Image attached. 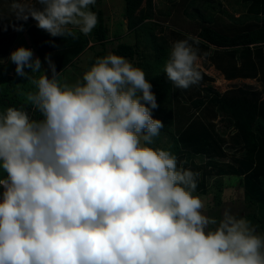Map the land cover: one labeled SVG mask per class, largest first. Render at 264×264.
Returning a JSON list of instances; mask_svg holds the SVG:
<instances>
[{
    "label": "clouds",
    "instance_id": "obj_1",
    "mask_svg": "<svg viewBox=\"0 0 264 264\" xmlns=\"http://www.w3.org/2000/svg\"><path fill=\"white\" fill-rule=\"evenodd\" d=\"M95 4L12 0L10 11L77 39L97 26ZM196 43H171L163 71L176 88L201 79ZM51 57L43 70L29 48L9 57L32 86L17 84V95L42 118L0 111V264H264V236L230 210L219 221L203 214L199 173L150 147L164 124L141 68L108 53L69 85Z\"/></svg>",
    "mask_w": 264,
    "mask_h": 264
},
{
    "label": "trees",
    "instance_id": "obj_2",
    "mask_svg": "<svg viewBox=\"0 0 264 264\" xmlns=\"http://www.w3.org/2000/svg\"><path fill=\"white\" fill-rule=\"evenodd\" d=\"M100 0H96L95 6H89L92 11L97 14L98 23L93 29L92 33L85 36L80 34L77 30L78 38L76 48H65V51H60L58 63L56 64V71L60 72L64 67L68 66L78 52L84 46H88L90 42L99 44L103 50L98 51L94 57L89 60L84 72L87 71L95 62L96 58L103 57L106 54L107 46L110 44L109 34L110 29L106 22L105 13L102 9L96 8ZM125 10L123 16L128 21V28L134 31L136 36L140 32H145L148 43H150L155 50L154 54H144L140 51L138 44L133 45L127 42H119L113 53L123 56L129 60L137 59L136 66L141 68L145 74L146 79L152 85V92L156 95L158 105L157 113L152 114L154 119H159L164 124L160 130L159 136L154 138L155 141H160V135H168L172 139V149L175 156H186L185 166L193 165V158L196 156H207L208 164L216 165L219 168V175H237L240 177V185L243 188V195L246 196L244 200L247 204L248 214L244 217L256 229L257 234L264 236V101L258 102L255 98H247L246 95L240 97L234 95L228 98L219 99L220 94L213 86L208 85L201 88L191 101L192 109L188 108L185 99L180 97V91L167 79L163 71L165 61L168 58L170 44L165 38H160L155 35L154 30L159 26L157 22H151L155 18L154 2L153 0H124ZM184 3V14L194 22H197L198 28L195 29L194 34L199 39L195 47L199 50L198 56L208 57L213 63H216L222 71H225L228 78L234 77L239 73L245 78H254L259 73L264 78V0H238L237 3L241 5L242 11L246 12L240 15L239 18L229 16L230 21L226 22L219 13L228 15V13L220 8L221 2L216 0H182ZM198 1L204 4L195 6ZM145 6L143 7V3ZM195 8V9H194ZM243 12V13H244ZM5 15L0 13L1 18ZM15 22L16 27L22 25L23 29L28 28L34 19L29 18L25 21H17L13 15L10 16ZM6 22V20H5ZM149 22V23H148ZM1 28V27H0ZM39 32H34L28 36L35 41L39 47L38 56H42L40 44L48 49L56 48L57 41L55 39H46L48 33L37 28ZM0 29V33H1ZM14 32V33H13ZM21 34L23 31H20ZM19 31L13 30L9 33L8 49H3L4 42L0 39V62L3 57L9 52L13 45V39ZM31 35V36H30ZM33 35H36L35 39ZM49 35V34H48ZM194 37V35H191ZM1 38V37H0ZM73 39L71 37H66ZM187 38L185 36L183 39ZM161 40V41H159ZM72 41V40H71ZM75 41V40H73ZM50 42H54V45ZM62 42V41H61ZM81 43V45H79ZM94 45L91 46V48ZM211 46L222 48L224 52H212ZM96 47H94L95 49ZM241 52V53H239ZM75 56V57H74ZM242 62V65L238 61ZM260 64V68L258 67ZM0 68L5 70L3 65ZM233 69V72H232ZM4 72V71H2ZM49 76L51 73H48ZM15 73L13 75H4L5 81L3 82L8 86L10 91L17 89V84L25 90L31 85L25 79L22 82L18 80ZM32 88V86H31ZM182 90V89H180ZM4 94L0 97V111L8 107H16L27 111L32 118L41 119L42 116L38 110L31 104L24 106L21 101L17 99H10ZM191 98V97H189ZM186 108L184 117L181 120L177 119L178 113L182 112L181 108ZM216 106V110H214ZM202 116H200V113ZM218 112V114L216 113ZM225 112L230 114L225 115ZM192 113L194 114L192 116ZM218 116H224L223 121L233 124L237 128V137L234 138L237 151L241 157L238 159V166L232 165H218L215 157L223 156L224 152L217 140L212 137V131H215L214 124L210 122L209 118L215 119ZM198 123L201 127V132H195V124ZM211 126V127H210ZM186 129L185 133L177 135L174 131ZM182 132V131H181ZM222 141L224 139L222 138ZM153 142V143H154ZM150 145V147H152ZM153 148V147H152ZM220 166V167H219ZM219 192L222 184L219 182ZM203 187V184H202ZM198 188V184H197ZM197 188L195 192H197ZM219 204V203H218ZM255 209V210H254Z\"/></svg>",
    "mask_w": 264,
    "mask_h": 264
},
{
    "label": "rangeland",
    "instance_id": "obj_3",
    "mask_svg": "<svg viewBox=\"0 0 264 264\" xmlns=\"http://www.w3.org/2000/svg\"><path fill=\"white\" fill-rule=\"evenodd\" d=\"M220 1L221 5L220 8L225 10L228 15L219 13L224 18L226 22H229V16H233L235 18H239L240 15L246 14V12L242 11L241 5L237 3L238 0H216ZM12 0H0V13H3L5 16L1 18L0 21V39H3L4 47L3 49L7 51L8 44H9V33L14 30L12 27L15 22L11 19V11H10V3ZM154 2V12H155V18L151 22H157L159 24L158 27L155 28L154 33L160 38H165L168 40V43L171 46V43L176 40H181L185 36L188 35H194L196 38L197 36L194 34L195 29L198 28L197 22H194V20H191L189 17H187L183 10L184 6L182 4L184 3L182 0H153ZM32 3H35V0H32ZM195 6H199L204 4L201 1H198L195 3ZM199 4V5H198ZM145 6V2L143 3V7ZM96 8L102 9L105 13L106 22L108 23L110 34V44L107 46L106 54L113 53V48L119 44V42H127L133 45L138 44L140 46V51H144V54H147L150 56V54H154L155 50L153 49L152 45L148 43L147 37L145 36V32H140L138 36H136V33L134 31H130L128 28V21L123 16L124 10H125V1L124 0H100L97 4ZM195 9V8H194ZM244 12V13H243ZM31 18V17H29ZM6 20V22H5ZM149 23V22H148ZM31 25L26 27L25 29L21 30L23 31L22 34L19 31V37L17 35L13 39V45L9 52L5 55L6 57H3V67L5 70H2L0 68V97L6 94L8 98L10 99H17V101H21L24 106H26L28 103L25 102L24 98L17 95V89L10 91L8 89L9 87L6 86L3 82L5 81V78H3L4 75L11 76L14 74V66L15 64L12 63L9 59L10 53L14 50H16L18 47H25L29 48L33 51L34 57H38L41 60L42 63V70L48 68V64L45 61V55L48 53L52 54V60L55 63V65L58 63V58L60 56V51L56 52L57 49L62 51H65V48H68L71 50V48H76L78 46V43L76 42V39H68L62 38V37H51L50 35H45L46 39L53 38L57 41L56 48H46L40 44L43 50L42 56L39 57L38 51L39 47L33 41L29 36L28 32L30 34H34L33 31L39 32L37 30V22L34 20L30 23ZM6 29V30H5ZM17 32V31H16ZM14 33V32H13ZM31 36V35H30ZM33 37L36 39L37 36L33 35ZM72 40V41H71ZM75 40V41H73ZM199 41V39H197ZM62 41V42H61ZM161 41V40H159ZM81 45V43L79 44ZM94 45L92 48L91 46ZM195 46V45H194ZM94 47H96L94 49ZM212 52L220 53L224 52L222 48H217L215 46H211ZM103 50L99 44H95L94 42H90L88 46H83L80 52H78V56L74 58V60L68 64V66L64 67L63 70L60 71L59 79L62 82H66L69 85L76 83L77 80L82 79L84 69L86 68L89 60H91L94 55L100 51ZM4 52V51H0ZM66 52V51H65ZM241 53V52H239ZM60 59V58H59ZM129 60V59H128ZM134 66H136V63L138 62L137 59L135 60H129ZM238 63L242 65V62L239 60ZM259 70L261 71V66L258 64ZM57 67V65H56ZM58 68V67H57ZM197 68L199 72L201 73V79L197 84H194L190 86L188 89H182L180 91V97L185 99L188 103H185L188 108L192 109L191 101L194 99L195 94L203 87H206L208 85L213 86V88L219 92L220 94L219 99L228 98L234 95H239L240 97H243L246 95L248 98H257L258 102L264 101V78L262 73L258 74L254 78H245L240 73L235 75L232 78H228L225 71H222L218 66H216V63L212 62L208 57L199 56L197 61ZM4 71V72H2ZM25 71L28 73H31V70L28 68H25ZM233 72V69H232ZM17 79L21 80L22 82L27 79L26 77H20L16 76ZM32 90L31 86L26 88L25 91ZM244 94V95H243ZM156 96V95H155ZM191 97V98H189ZM157 100V98H156ZM158 104V101H157ZM216 106H214V110H216ZM182 112L178 113L177 119L181 120V118L184 117V114L186 112V108H181ZM157 109L152 110V114H158ZM193 110V109H192ZM195 112V115L198 113L197 111L193 110ZM202 113H200V116H202ZM218 114V112H216ZM194 114L192 113V116ZM226 116H229L230 114L225 112ZM224 116H218L215 119L209 118L210 122H212V125L215 126V131H212V137H214L217 140V143L221 146L224 155L215 157V160L218 165H232V166H238V159L241 157L239 151H237L236 144L234 143V138L237 136V128L233 124H229L226 121H223ZM211 127V126H210ZM183 129H180L179 131L175 130V133L177 135H180V133H183ZM195 132H201V127L198 123L195 124V128H192ZM182 131V132H181ZM186 129L184 130L185 133ZM183 133V134H184ZM161 139L160 141H155L153 143V148H159L163 150H168L172 154H174V151L172 149V139L169 138L168 135H160ZM222 138L224 141H222ZM177 157V166L183 167L185 169L192 170L193 172L199 173V176L197 177V192H194L193 195L199 197L202 202L204 203V208L201 210L203 214L216 218L217 221H219L224 211L230 210L233 214L237 215L238 217H243L246 214H248V210H250L247 207L246 202L244 201L246 199V196L243 195V188L240 185V177L237 175H222L220 176L219 168L216 165H210L208 164V158L207 156H196L193 158V165H187L185 166L186 162V156H176ZM219 166V167H220ZM219 182L222 184V187L219 188L218 185ZM203 184V187H202ZM247 200V199H246ZM219 203V204H218ZM255 210V209H254ZM246 219V218H245Z\"/></svg>",
    "mask_w": 264,
    "mask_h": 264
},
{
    "label": "built area",
    "instance_id": "obj_4",
    "mask_svg": "<svg viewBox=\"0 0 264 264\" xmlns=\"http://www.w3.org/2000/svg\"><path fill=\"white\" fill-rule=\"evenodd\" d=\"M3 189H2V186H0V193H2Z\"/></svg>",
    "mask_w": 264,
    "mask_h": 264
},
{
    "label": "crops",
    "instance_id": "obj_5",
    "mask_svg": "<svg viewBox=\"0 0 264 264\" xmlns=\"http://www.w3.org/2000/svg\"><path fill=\"white\" fill-rule=\"evenodd\" d=\"M11 4V3H10ZM1 65H3V62H0Z\"/></svg>",
    "mask_w": 264,
    "mask_h": 264
}]
</instances>
